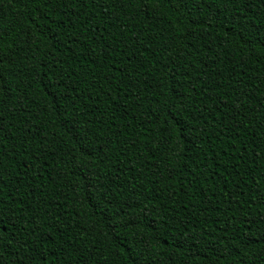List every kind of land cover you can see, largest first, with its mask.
Segmentation results:
<instances>
[{
    "label": "trees",
    "instance_id": "16d2710c",
    "mask_svg": "<svg viewBox=\"0 0 264 264\" xmlns=\"http://www.w3.org/2000/svg\"><path fill=\"white\" fill-rule=\"evenodd\" d=\"M0 264H264V0H0Z\"/></svg>",
    "mask_w": 264,
    "mask_h": 264
}]
</instances>
